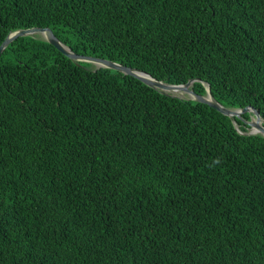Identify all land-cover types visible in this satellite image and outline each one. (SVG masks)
<instances>
[{
    "label": "trees",
    "instance_id": "trees-1",
    "mask_svg": "<svg viewBox=\"0 0 264 264\" xmlns=\"http://www.w3.org/2000/svg\"><path fill=\"white\" fill-rule=\"evenodd\" d=\"M33 26L264 118V0H0V44ZM247 130L16 38L0 54V264H264V138Z\"/></svg>",
    "mask_w": 264,
    "mask_h": 264
},
{
    "label": "water",
    "instance_id": "water-1",
    "mask_svg": "<svg viewBox=\"0 0 264 264\" xmlns=\"http://www.w3.org/2000/svg\"><path fill=\"white\" fill-rule=\"evenodd\" d=\"M39 34L38 38L43 39L53 45L58 51L67 56L68 58L80 63L87 62L94 66V69L98 68H109L119 71L125 75H130L140 80L149 87L159 91L160 93L168 96L178 97L186 100H195L204 104L209 105L216 111L226 115L230 118L238 117L243 120L247 125L248 130L246 134H260L264 138V118L260 115L259 111L252 106H245L242 108H230L222 105L218 102L214 96L211 94L209 84L202 82L205 85V93H197L193 89V84L196 81H201L200 79H190L185 83H169L164 80H159L147 73L146 71L124 65L122 63L105 59L101 57L84 55L75 53L66 44H64L58 37L53 33L52 29L49 27H38L33 26L29 28H21L12 31L0 44V54L8 46L10 42L21 36H33V34ZM178 90L181 92L178 94ZM251 112L252 115L248 119L243 117L244 113ZM236 127L237 124L235 123Z\"/></svg>",
    "mask_w": 264,
    "mask_h": 264
},
{
    "label": "bare ground",
    "instance_id": "bare-ground-1",
    "mask_svg": "<svg viewBox=\"0 0 264 264\" xmlns=\"http://www.w3.org/2000/svg\"><path fill=\"white\" fill-rule=\"evenodd\" d=\"M36 34V33H35ZM33 36H34V34H33ZM181 91L180 90H178V94L180 93ZM250 113V116L252 115V113L251 112H249Z\"/></svg>",
    "mask_w": 264,
    "mask_h": 264
},
{
    "label": "rangeland",
    "instance_id": "rangeland-1",
    "mask_svg": "<svg viewBox=\"0 0 264 264\" xmlns=\"http://www.w3.org/2000/svg\"><path fill=\"white\" fill-rule=\"evenodd\" d=\"M35 37H39L40 35L39 34H34ZM94 67V66H93Z\"/></svg>",
    "mask_w": 264,
    "mask_h": 264
}]
</instances>
